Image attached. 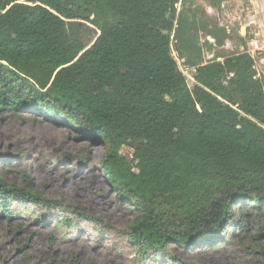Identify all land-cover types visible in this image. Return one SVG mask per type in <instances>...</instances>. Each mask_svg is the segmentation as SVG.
<instances>
[{"label": "trees", "instance_id": "16d2710c", "mask_svg": "<svg viewBox=\"0 0 264 264\" xmlns=\"http://www.w3.org/2000/svg\"><path fill=\"white\" fill-rule=\"evenodd\" d=\"M179 1L0 0V113L43 114L104 142L101 171L139 211L127 227L139 256L171 244L217 248L225 222L250 229L242 217L263 222L264 238V78L242 52L191 61L190 87L172 55ZM79 20L97 27L94 39ZM13 201L58 205L0 177L9 219Z\"/></svg>", "mask_w": 264, "mask_h": 264}, {"label": "rangeland", "instance_id": "374dc122", "mask_svg": "<svg viewBox=\"0 0 264 264\" xmlns=\"http://www.w3.org/2000/svg\"><path fill=\"white\" fill-rule=\"evenodd\" d=\"M249 4V0L179 1L172 55L190 87L195 84L191 61L207 63L240 52L233 42L240 34L241 8ZM79 23L86 24L84 35L89 39L99 33L92 23ZM218 27L226 33L230 29V34L224 38ZM214 34L232 41L228 52L219 48ZM78 135L77 128L43 114L0 113V177L9 184L31 185L58 203L47 209L13 201L11 219L0 209V264H176L172 256L186 264H264V238L257 236L263 222L252 217H242L250 225L247 232L227 228L225 222L222 229L228 235L217 248L171 244L166 254L137 255L127 227L139 211L130 200L119 198L101 171L104 142ZM121 153L132 160V148L124 146ZM41 215L50 220L35 221ZM63 216L73 219V224H61Z\"/></svg>", "mask_w": 264, "mask_h": 264}, {"label": "crops", "instance_id": "0c3cea01", "mask_svg": "<svg viewBox=\"0 0 264 264\" xmlns=\"http://www.w3.org/2000/svg\"><path fill=\"white\" fill-rule=\"evenodd\" d=\"M249 1L250 4L247 7L241 8L240 34L239 37H236L238 41H234L233 45L240 50L239 53L248 52L254 57L255 68L258 74L264 78V0ZM227 33L230 34V29H227ZM231 44L232 41L226 38L219 48L228 52ZM218 60L223 59L219 57Z\"/></svg>", "mask_w": 264, "mask_h": 264}]
</instances>
